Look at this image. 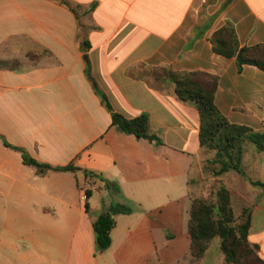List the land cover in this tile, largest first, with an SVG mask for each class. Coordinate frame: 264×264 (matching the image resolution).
<instances>
[{
	"label": "crops",
	"instance_id": "0c3cea01",
	"mask_svg": "<svg viewBox=\"0 0 264 264\" xmlns=\"http://www.w3.org/2000/svg\"><path fill=\"white\" fill-rule=\"evenodd\" d=\"M223 23L232 25L239 45L264 43V0H0V224H35L14 234L54 264L59 260L47 240L68 232L65 255L90 261L91 220L100 211L82 216L77 196L102 184L87 182L82 169L36 173L2 138L37 160L99 172L125 198L166 192L175 174L192 164L199 170L213 156L198 145L194 106L154 79L152 66L214 74L213 103L225 118L264 127V70L237 68L233 56L211 50L209 36ZM92 82L123 116L145 113L162 142L110 125ZM225 173L228 181L216 178L231 204L238 199L239 209L250 207L246 238L264 260V189ZM5 212L16 217L6 219ZM215 261L226 264L221 254Z\"/></svg>",
	"mask_w": 264,
	"mask_h": 264
},
{
	"label": "trees",
	"instance_id": "16d2710c",
	"mask_svg": "<svg viewBox=\"0 0 264 264\" xmlns=\"http://www.w3.org/2000/svg\"><path fill=\"white\" fill-rule=\"evenodd\" d=\"M209 42L213 52L225 57L233 56L237 68L243 63H248L264 70V43L239 45L230 23H223L215 28L209 36ZM86 45V40H82L81 46ZM86 70L85 66V72ZM149 74L156 80L170 83L174 95L179 100L192 104L196 109L198 145L212 149L213 156L205 161L208 164L216 163L215 166L205 165L208 172L217 176L224 171L233 170L242 175L250 184L264 189V180L247 177L240 165L244 142L250 141L256 151L264 150V127L255 129L225 118L213 103L216 76L205 71H175L163 66L150 67ZM92 85L100 102L109 112L110 125L121 132L132 134L135 138H142L154 144L162 142L160 135L149 128L148 117L145 113L141 112L132 117L123 116L111 108L105 95L93 82ZM1 140L4 145L17 150L21 161L34 167L36 173L42 174L47 170L82 169L87 182L91 178H97L102 181L105 188L119 193L116 182L104 178L99 172L81 168L72 161L65 164L40 161L30 156L22 147L10 144L3 138ZM195 181L194 177L186 180L188 186L189 183ZM187 192L190 200L186 232L189 238L188 252L192 261L201 257L209 239L216 236L218 238L217 249L224 263L264 264V260L257 253L256 244L249 242L246 238L249 226V206H241L235 214L230 202L229 190L220 180L214 184H207L203 195H191L189 188ZM89 194L90 189L84 187V210H86V197ZM130 211L131 207L122 202H109L106 208L91 220L95 250L102 251L109 245V230L114 224L112 214Z\"/></svg>",
	"mask_w": 264,
	"mask_h": 264
},
{
	"label": "rangeland",
	"instance_id": "374dc122",
	"mask_svg": "<svg viewBox=\"0 0 264 264\" xmlns=\"http://www.w3.org/2000/svg\"><path fill=\"white\" fill-rule=\"evenodd\" d=\"M243 148L242 163L246 175L251 179L264 180V150L256 151L250 141L244 142ZM250 159L255 161V166L248 165ZM205 165L215 166L216 163L208 164L205 161L199 170L192 164L187 172L180 173V176L174 175L173 183L166 192H157L150 198H125L120 192L114 193L105 188L102 183L86 197L84 210V197L77 196L78 207L81 209L79 213L86 218L94 217L109 202H122L131 207L128 213L112 214L114 225L110 230V243L102 251L95 250L93 245L90 261L79 256L65 255L68 232H56L47 240L51 243L47 247L56 252L59 264H217L215 256L220 253L216 236L209 239L203 254L196 261L190 259L188 252L186 221L189 198L185 193L184 180L186 173L196 178L195 182L189 183L190 193L203 195L207 184L220 180L211 175ZM220 177L225 181L229 180L228 173L223 172ZM168 192L169 196L166 195ZM240 203L238 199L232 200L235 214L239 211ZM4 216L10 220L16 217L15 214L9 215L7 212ZM30 225L35 224H0V264H54L46 256L39 258V253L32 244L14 234V230L20 231L24 226Z\"/></svg>",
	"mask_w": 264,
	"mask_h": 264
}]
</instances>
